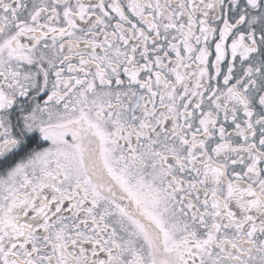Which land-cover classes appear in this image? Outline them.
<instances>
[{"label": "snow or ice", "instance_id": "snow-or-ice-1", "mask_svg": "<svg viewBox=\"0 0 264 264\" xmlns=\"http://www.w3.org/2000/svg\"><path fill=\"white\" fill-rule=\"evenodd\" d=\"M0 264H264V0H0Z\"/></svg>", "mask_w": 264, "mask_h": 264}]
</instances>
